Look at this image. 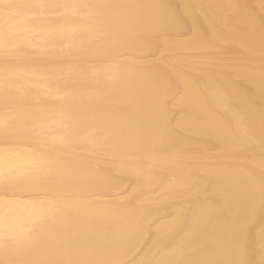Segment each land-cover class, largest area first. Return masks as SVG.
<instances>
[{"label": "clouds", "instance_id": "9594fccd", "mask_svg": "<svg viewBox=\"0 0 264 264\" xmlns=\"http://www.w3.org/2000/svg\"><path fill=\"white\" fill-rule=\"evenodd\" d=\"M3 2L4 0H0V3ZM67 2L71 3V0ZM79 2L90 4L99 0ZM99 3L119 7L103 9L97 15L88 14L86 9H81L76 14H73L71 9L67 11L61 9L59 13L53 14L39 8L27 29L14 35L0 31V41L3 42L0 44V50L11 41L17 48L25 46L37 49V57L44 59L53 53V49H58L66 43L61 34L71 29L77 43L84 41L87 46L95 43H102L104 46L98 56L87 55L80 47H75L63 55L56 52L61 57H68L72 63L83 59L89 63L107 62L147 68L152 75L150 81L134 77L118 84L109 85L101 80L92 85L114 91H131L137 95L135 103L95 106L91 122L96 129L99 144L105 143L106 133L114 125H119L125 135H140L145 142H151L169 137L179 138L177 121L182 116H190L199 123L215 120L222 127L228 128L232 123L231 111L243 113L250 136L239 140L241 147L230 149L226 153L220 139L213 137L208 140L197 153L208 158V167L195 177L194 199L185 218L176 223L175 231L170 234L164 236L157 232L155 239L160 245L157 249L160 252L159 258H154L155 252L146 251L135 264H148L149 260L151 264H159V259L168 251V246L175 245L190 228L191 219L198 213L201 205L206 208V216L200 226L201 231L210 236L231 235L240 244V239L254 216L257 213L264 215V128H262L264 96L260 98L261 107L258 112L238 102L237 93L243 91L240 85L241 77L226 53L217 63H201L200 70L196 71L193 70L194 65L185 59L186 54L173 47L176 42L197 34L210 35L209 21L199 11L200 6H206L203 0H148L146 4L135 5ZM188 5L193 6L191 10L188 9ZM242 9L255 11L252 15L243 17ZM231 11L234 25L239 26L241 35L251 33L259 37L264 34V0L235 3L231 5ZM130 18L135 20V23H130ZM98 29L101 32V39L89 44L91 34L96 33ZM125 41L133 43L125 47L123 46ZM174 66L184 71L185 79L177 78ZM38 74L48 78L47 82L50 84L54 81L52 77L55 75L47 69H40ZM60 82H56L58 87ZM217 88L222 89L227 97L230 110L217 104L213 94V90ZM174 115L177 117L176 121L172 119ZM257 128L259 134L254 131ZM63 132V129L55 125L47 127L46 140L33 139V147L29 151L21 150L19 153L21 171H26L31 162L38 157H62L63 150L54 142V138ZM62 158L69 167H75L80 163L79 160L69 157ZM216 161L222 162L230 170L232 173L230 182L220 183L217 169L213 167ZM146 165L147 161L144 159H139L134 164L135 167ZM89 168L102 178H108L114 186L129 189L126 196L115 206L117 213L127 209L129 205L122 201L130 196L136 197L132 203L162 198L163 188L159 185L166 179V173L162 170L155 171L156 183L152 187H146L139 177L126 171L128 167L123 164V159L106 157L101 152L89 160ZM20 191L27 193V197L35 196L23 188H20ZM50 194L64 201H73L79 195V190L67 186ZM0 203H10L14 207L22 208L24 199L17 197L9 200L4 193H0ZM163 211L166 213L164 218L174 215L171 207ZM109 219L116 234L120 236L139 233L153 223L151 217L147 215L139 226L122 223L119 215ZM261 230L264 231V227ZM4 232L5 239L0 241V262L6 259L7 264H35L36 260L25 259L22 256L26 249L34 245L27 241L14 240V249L10 248L7 243V227L4 228ZM52 264L65 262L56 261ZM241 264L248 262L242 258ZM257 264H264V255Z\"/></svg>", "mask_w": 264, "mask_h": 264}, {"label": "snow or ice", "instance_id": "6c2138e0", "mask_svg": "<svg viewBox=\"0 0 264 264\" xmlns=\"http://www.w3.org/2000/svg\"><path fill=\"white\" fill-rule=\"evenodd\" d=\"M42 10H51L53 14L59 10L71 9L73 14L86 9L88 14L97 15L103 9L119 7L103 3L82 4L79 0H64L62 3L42 2L37 5ZM189 10L192 5L187 6ZM200 14L209 21L210 35H194L191 38L176 42L173 47L182 50L192 65L193 70L199 71L201 63H217L223 54L230 49H238L250 55H259L264 62V34L257 37L254 34L241 35L234 27L231 6L217 10L213 5L200 6ZM135 23V20H129ZM66 43L53 52L63 55L75 47H80L87 55L98 56L103 50L102 43L87 46L84 41L77 43L71 29L61 34ZM101 39V32L91 34L89 44ZM3 42L0 41V44ZM177 78L185 79L182 69L173 67ZM139 77L150 81L152 75L147 68L133 65L112 64L107 62L89 63L87 60L70 63L65 69L56 73L52 79L60 81H79L89 87L66 88L48 83V78L37 73H22L15 71H0V133L16 134L31 139L46 140L45 129L55 125L63 129L62 135L54 138L63 150L62 157L79 160L75 167L65 164L62 157L41 156L33 160L30 167L18 173L21 188L35 194L34 197L24 198V206L14 207L10 203H0V241L5 239L4 228L7 227V238L18 242H30L39 246L66 227L70 220L80 214L99 216L105 219L119 215L122 223L141 225L146 215L152 222L157 220L158 232L168 235L175 231L178 221L185 218L188 207L194 199L195 177L206 167L208 158L190 152L181 143L183 138H218L224 145L226 153L230 149L241 147V138L249 137L246 117L239 111H231V126L222 127L215 120L199 123L190 116H182L177 121L179 138L169 137L164 140L145 142L142 136L121 132L119 125H114L106 133L105 143L99 144L96 129L91 122V116L98 104L135 103L137 95L134 92H121L95 87L103 80L106 84H118L124 80ZM261 85L264 87V63L260 72ZM40 81L44 95L55 102V110L41 112L38 116L28 103L29 89ZM187 83V81H186ZM213 94L217 104L230 110L227 97L222 89H214ZM264 128V121H262ZM23 150L29 151L25 147ZM102 154L106 157L120 158L128 161L144 159V167H128L127 172L139 177L146 187L156 183V170L166 173L162 198L132 203L135 196H130L122 203L129 206L123 212L117 213L109 203L96 201H64L51 195L61 188L71 186L83 189L96 186H113L112 181L91 171L89 160ZM19 152L12 145L0 144V163L19 160ZM213 167L221 184L230 182L232 173L220 161ZM45 193L46 195H41ZM167 207L173 209L174 215L164 218L163 211ZM206 216V208L201 205L197 214L191 219L190 228L173 248L164 253L159 264H241L242 250L239 241L231 235H208L201 231V224ZM19 252V249L17 250ZM154 259V258H153ZM0 264H7L5 259ZM35 264H52L50 261L39 260ZM151 264V260L148 261Z\"/></svg>", "mask_w": 264, "mask_h": 264}, {"label": "bare ground", "instance_id": "6f19581e", "mask_svg": "<svg viewBox=\"0 0 264 264\" xmlns=\"http://www.w3.org/2000/svg\"><path fill=\"white\" fill-rule=\"evenodd\" d=\"M42 2L55 4L62 3L64 0H4L3 3H0V31L14 35L27 29L39 10L37 5ZM99 2L135 5L146 4L148 0H99ZM203 2L206 6L213 5L217 10H223L235 3H249L251 0H203ZM254 11L242 9L241 15L248 17ZM234 27L239 32V26L234 25ZM132 43L125 41L123 46H131ZM37 51V49L25 46L14 47L9 41L8 45L0 50V71L38 74L40 69H47L52 75H55L72 63L68 57H61L56 52L51 53L47 58L40 59L37 57ZM226 54L233 61L234 68L241 77L240 85L243 91L237 93L238 102L258 112L261 107L260 98L264 96V87L260 80L261 66L264 62L259 55H250L238 49H230ZM51 84L54 87L57 86L55 81ZM35 85L29 89L28 103L31 108L37 115L41 112L54 111L55 102L43 94L44 90L39 86L40 81H36ZM60 87L64 90L66 88L89 87V85L79 81H61ZM172 119L176 121V115ZM254 131L259 134L258 128ZM209 139L183 138L181 143L190 152L197 154ZM0 144L12 145L20 153L25 147H33V139L16 134L0 133ZM123 164L131 167L134 166L135 161L123 160ZM19 166V160L0 163V193H4L9 200L17 197L24 199L28 196L27 193L20 191ZM128 191L127 188L114 185L87 187L79 189L76 200L109 203L115 208ZM158 224L157 220L139 233L120 236L116 234L110 219L80 214L70 220L66 227L59 229L55 235L41 242L39 246L26 249L22 256L29 260L59 261L65 262V264H116L120 261H123L124 264H135L146 251L155 252L154 258H159L160 252L157 249L160 245L155 239ZM262 227H264V215L257 213L240 239L242 258L248 264H257L260 257L264 255ZM7 243L10 248L14 249V240L8 239ZM174 246L169 245L167 250Z\"/></svg>", "mask_w": 264, "mask_h": 264}]
</instances>
